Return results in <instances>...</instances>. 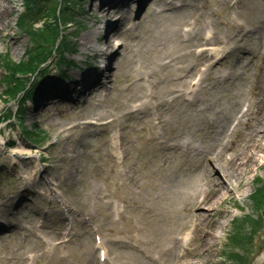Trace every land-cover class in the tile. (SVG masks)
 <instances>
[{"label":"rangeland","instance_id":"rangeland-1","mask_svg":"<svg viewBox=\"0 0 264 264\" xmlns=\"http://www.w3.org/2000/svg\"><path fill=\"white\" fill-rule=\"evenodd\" d=\"M8 1L0 7V210L7 212L0 214V264H264L263 226H251L248 243L233 239V226L240 215L247 213L253 222L260 221L256 218L259 201L253 198L254 209L250 195L256 186L253 174L264 181V148L257 147L261 143L256 142L252 150L246 148L250 159L243 166L240 194L227 190L231 196L220 207L218 225L208 223L212 216L200 211L203 217L198 229L193 217L197 206H207L208 193L211 197L221 189L217 179L225 177L218 167L239 168L229 159L254 142L257 125L262 123L264 128V93L257 86L264 72V0H183L188 4L175 14L161 12L163 0H150L137 17L139 2L133 0L118 23L116 48L120 53L110 69L97 68L103 64L101 50H107L98 29L106 8L99 6V0ZM55 5L62 12L51 17ZM24 15L34 32L42 30L39 34L30 33ZM194 16L199 18L198 35L208 27L220 38L231 34L235 49L227 68L229 77L214 82L220 67L207 69L204 87L190 105L173 99L169 90L181 91L176 79L181 66L199 62L185 53L190 48L178 37L184 19ZM58 20L69 23L60 26L62 34L76 45V53H68L74 63L56 66V55L43 84L28 92L30 99L25 100L26 94L16 95L15 86L10 85L27 84L28 63L39 46V36L59 27ZM80 25L84 26L81 30ZM96 29L102 45L82 47L80 38ZM11 39L17 40V49ZM164 54L173 64L161 66ZM7 58L22 68L18 79L10 76ZM197 68L186 72L192 74L188 79L194 73L198 77L201 71ZM101 72L112 76L101 77L104 85L92 83L86 89L87 79ZM67 85L72 90L63 91ZM146 87L163 102L159 107L166 128L156 140H149L153 133L148 116L127 114L145 99L141 95ZM246 97H251L250 111L215 165L205 164L209 156L217 155L216 147H222L223 135L218 131L226 122L224 116L235 112ZM169 98L173 99L170 104ZM117 129L128 146L124 152L127 163L121 162V149L110 145L112 131ZM245 131L251 135L242 139ZM203 194L206 201L199 203ZM48 195L54 201L42 202ZM45 207L48 213L43 215ZM241 227L245 232L250 225ZM186 230H193L194 238L182 247L180 238ZM97 235L106 248L104 262L98 258ZM199 244L203 251L196 252ZM243 257L247 259L241 263Z\"/></svg>","mask_w":264,"mask_h":264},{"label":"bare ground","instance_id":"bare-ground-1","mask_svg":"<svg viewBox=\"0 0 264 264\" xmlns=\"http://www.w3.org/2000/svg\"><path fill=\"white\" fill-rule=\"evenodd\" d=\"M102 1H107V0H102ZM110 2H113L114 4L111 7H106L105 3L103 2H99V6L101 7H105L106 9L103 11V25L98 26V29L100 31V34L103 36L102 38L104 39V44L107 45V50L104 52L101 50V58L104 60L109 59V61L114 62L115 61V57L117 56L118 53H120L119 49L120 48H116V40L117 37L119 35V30H117V24L118 22H120L121 20V16L123 15L124 9L125 8H130V5L132 4V0H108ZM140 2L139 5H143L145 8L148 7L151 4V1L149 0H138ZM149 1V2H148ZM162 1V0H159ZM181 1V3L179 5L175 4L174 0H163V9L161 10V12L163 11H168L170 14H175L177 11L182 10L183 8H185V6L188 4L187 2H184L183 0H179ZM8 0H0V7H6V5L8 4ZM0 8V9H1ZM100 8V7H99ZM153 11H157L156 9H152ZM160 12V13H161ZM195 17V21L189 22L188 20L183 21V25H185L187 27V29H183V28H179L180 33L178 34L179 37V41L181 43H186V42H190V43H186L185 46H188L190 49L188 51H186L185 53L190 54L192 57H196L195 55V48L196 47H201L202 49L200 51H202L200 53V55L205 58V64H212L209 67H215L217 64H220V67H222V69H227L229 64H230V58H232V50L234 49V47L232 46L231 39H232V35L231 34H225L223 39L221 40H217V36H215L212 32V30H210V28H204L203 31L198 35L197 32H195L197 27H194L199 19ZM125 19H126V15H125ZM0 25H1V17H0ZM204 26L206 25V21L203 22ZM238 28L240 30H244V28L241 26V24L238 25ZM98 29H96L95 31H91L89 33L84 34L80 39V44L82 47H86V46H93V43L98 40L100 38L99 34L97 33ZM2 30V27L0 26V31ZM103 30V31H102ZM247 32V31H246ZM96 33L98 35H96ZM5 34V33H4ZM3 35V33H2ZM13 40V39H11ZM224 43L225 45H222L221 43ZM212 43H214L215 45H213ZM12 44L14 45L15 49H17V40H13ZM205 45V46H204ZM222 45V46H220ZM122 47V46H121ZM203 50H209L212 54H208L207 56H205ZM239 50H244L243 47H241ZM199 51V52H200ZM198 56V55H197ZM197 59V57H196ZM236 59V57H235ZM162 65L161 66H167L169 64H173L171 63L172 59H167V54H164L162 56ZM107 62V66H110L111 68L114 66L109 65V62ZM111 64V63H110ZM202 65V63L200 62H193L191 64H187L185 66H181V75L178 76L177 81L180 82L181 86L184 87L180 92V89H171L169 90V93L173 95V99L176 98H181L183 102L187 103V104H191L192 99L194 97V95L196 94V91H198L197 89L194 88H189V83H190V79H188L190 75H186V72L192 71L195 69L196 66H200ZM144 73H148V72H144ZM230 75L229 71H221L220 75L218 76V78H214V82L215 81H219V80H226ZM92 77V75H91ZM110 77V75H109ZM264 77V72L262 74V78ZM98 75L94 76V78L88 82V84H92L93 80L98 79ZM188 81H187V79ZM260 78L258 81V89H260L262 92L264 93V79ZM83 80H85V78H83ZM182 80L185 81V84L182 83ZM85 84V83H84ZM77 85V84H76ZM90 85L87 86V88H89ZM142 87V86H141ZM199 87H202L201 85H199ZM75 88V87H74ZM86 88V89H87ZM68 89V90H67ZM72 90L70 85H67V87L64 88L63 91H70ZM53 94V93H52ZM54 95V94H53ZM52 95V98H53ZM61 95V101L63 100V93L60 94ZM143 97L149 102L151 100H154V102L149 106V110H146L145 106H147L146 103H140L139 105L135 106L134 109H132L131 111H129L127 114L130 117H134V116H138V114H142L144 113L146 116L151 117V119L149 120V123L152 124V119H157L159 121V124H163V127L166 128V120L161 119L160 117H164L163 113H162V109L159 107L161 104L163 105V102L157 99V95L152 92V91H144V93L142 94ZM40 99L42 100L43 97L41 95ZM54 99V98H53ZM173 99L170 98L168 100L169 104L173 102ZM263 112H264V97H263ZM257 108L260 107L259 104L256 105ZM258 110V109H257ZM262 112V113H263ZM160 116V117H157ZM243 116V115H242ZM264 119V117H263ZM262 123H260V126L257 125V133L255 134L256 138L254 140V142L252 144H249L247 146H244L243 149H241V153H236L232 158H230L229 160H231L232 162H236V166H240L239 168H235L233 171H227V170H223L221 167H218L219 171H221V173H223L225 180H222V176H221V180L219 181V179H217V184L221 186V189L218 190L213 196L210 197V194H208L207 198H208V204L207 206H197L196 210L193 212V217H194V224L196 228H200V224H199V220L200 217H203V215L208 216L210 218V216H212V218L208 221V223L210 224H217L218 225V218L219 216H221L222 214V210H221V206L223 203L228 202V200L230 199L231 194L228 193L227 190H231L233 191V193H237L240 194L239 191L240 186H241V180L243 178V175L245 174V168H243V166L249 161L250 159V153H246V148L249 147V150H252L256 147V142L257 143H261L260 145H257V147H259V149L264 148V128L262 127ZM235 130V129H234ZM226 129L223 126V128L221 130L218 131V134L221 135L222 133H225ZM152 135L150 136L149 140H153V139H158L161 138V134L160 132H156L154 130V128L152 127ZM249 135H251V133L249 131H245L243 133L242 139L247 138ZM232 137V136H230ZM116 138L120 141L119 145H114L112 144L111 147L112 148H120L121 149V153H122V163H127V155L124 153L127 149V145L124 142V139L122 137V133H119L116 135ZM1 139V138H0ZM262 141V142H261ZM166 142V141H165ZM169 146L171 147V144L169 143ZM254 146V147H253ZM26 148H21L19 150H25ZM225 149V147H224ZM222 149V151L224 150ZM222 151H220L217 155H213V157L209 156L207 158V162L208 165H215V161L216 158L219 157L220 155H222ZM199 152H202V150H199ZM13 153V152H12ZM10 153L11 155V159L16 161V156H14V154ZM256 160V158L254 159ZM14 161H12L13 163H15ZM259 165V163L257 164ZM206 170H208L206 168ZM254 170V169H253ZM216 172V169H215ZM253 172V171H252ZM30 177V176H29ZM219 178H220V174H219ZM222 183V185H221ZM210 186V185H209ZM224 188V190H223ZM223 190V191H222ZM237 196V195H236ZM216 199H218V201H216ZM206 207V208H205ZM184 209L186 212H188L187 209H185L184 207L182 208ZM201 209V210H200ZM200 211H205V213H203V215H200ZM227 223V222H225ZM193 231V230H192ZM186 238V235H184L182 237V240ZM203 245L199 244V249L196 251H203L200 249V247H202ZM103 248V247H101ZM183 264H199L197 261H189V262H183Z\"/></svg>","mask_w":264,"mask_h":264},{"label":"trees","instance_id":"trees-1","mask_svg":"<svg viewBox=\"0 0 264 264\" xmlns=\"http://www.w3.org/2000/svg\"><path fill=\"white\" fill-rule=\"evenodd\" d=\"M53 35V33L51 34V36ZM28 68H29V70H33L34 68H35V65H32V64H30V63H28ZM19 89H21V87H19V88H17L16 89V91H18Z\"/></svg>","mask_w":264,"mask_h":264},{"label":"water","instance_id":"water-1","mask_svg":"<svg viewBox=\"0 0 264 264\" xmlns=\"http://www.w3.org/2000/svg\"><path fill=\"white\" fill-rule=\"evenodd\" d=\"M263 217H264V209H263Z\"/></svg>","mask_w":264,"mask_h":264}]
</instances>
